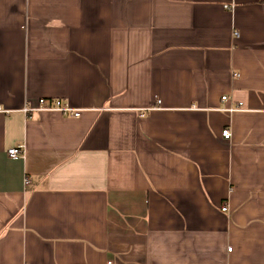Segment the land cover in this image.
I'll use <instances>...</instances> for the list:
<instances>
[{"label": "crops", "instance_id": "obj_1", "mask_svg": "<svg viewBox=\"0 0 264 264\" xmlns=\"http://www.w3.org/2000/svg\"><path fill=\"white\" fill-rule=\"evenodd\" d=\"M0 108V264H264V0H0Z\"/></svg>", "mask_w": 264, "mask_h": 264}, {"label": "built area", "instance_id": "obj_2", "mask_svg": "<svg viewBox=\"0 0 264 264\" xmlns=\"http://www.w3.org/2000/svg\"><path fill=\"white\" fill-rule=\"evenodd\" d=\"M224 7H227L226 5H224ZM235 34H237L235 32ZM227 97L224 95L221 97V99L225 100ZM242 108V103L241 102H238L236 106L234 107H227L225 108L224 110H227V111H235V110H238V109H241ZM32 110H37V111H57L58 113H60L61 115H64V116H72V117H78L79 114H80V109L78 108H74V107H71L68 102L66 101H63L61 99H51V100H48L46 98H39L38 101H37V106L36 107H31L30 105L26 104L22 111L24 113H28ZM0 111H1V108H0ZM221 135L224 139H228L230 138L231 136V132L229 129L225 128V129H222L221 131ZM6 153L7 155L10 157V158H19V157H23L24 155V152H23V146L22 145H17L15 147H10L6 150ZM221 210L222 211H225L227 210V207L226 205H222L221 206ZM107 264H112L111 261L107 262Z\"/></svg>", "mask_w": 264, "mask_h": 264}]
</instances>
